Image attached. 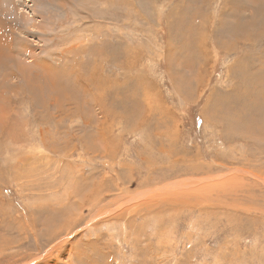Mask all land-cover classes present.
I'll list each match as a JSON object with an SVG mask.
<instances>
[{
	"label": "rangeland",
	"instance_id": "374dc122",
	"mask_svg": "<svg viewBox=\"0 0 264 264\" xmlns=\"http://www.w3.org/2000/svg\"><path fill=\"white\" fill-rule=\"evenodd\" d=\"M75 2L0 65V264H264V0Z\"/></svg>",
	"mask_w": 264,
	"mask_h": 264
},
{
	"label": "bare ground",
	"instance_id": "6f19581e",
	"mask_svg": "<svg viewBox=\"0 0 264 264\" xmlns=\"http://www.w3.org/2000/svg\"><path fill=\"white\" fill-rule=\"evenodd\" d=\"M74 2L75 0H0V65L8 60L14 70L22 72L24 81L28 80V70L36 64L45 69L43 46H50L49 43L53 40L50 34L56 30L58 19L63 18L64 11L73 7ZM17 37L23 38L25 43L17 45L14 52L12 43Z\"/></svg>",
	"mask_w": 264,
	"mask_h": 264
}]
</instances>
